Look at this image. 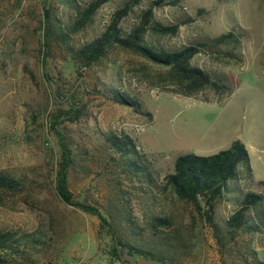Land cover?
<instances>
[{
  "label": "rangeland",
  "instance_id": "374dc122",
  "mask_svg": "<svg viewBox=\"0 0 264 264\" xmlns=\"http://www.w3.org/2000/svg\"><path fill=\"white\" fill-rule=\"evenodd\" d=\"M124 1L104 3L91 23L74 35L73 43L103 31ZM150 1L139 0L122 26L135 22ZM43 2L0 0V170L23 185L19 192H0V229L36 232L44 242L10 257L6 264H128L111 257L110 235L95 215L57 196L59 135L74 150L67 184L77 200L104 202L108 186L98 159L107 131H124L135 138L160 178L172 171L180 154L211 155L239 139L253 171L251 190L262 192L258 182H264V0H179L177 5L153 9L162 23L179 25L173 36L149 37L167 47L234 32L238 42L204 49L192 59L233 79V93L220 102L161 91L153 85L159 68L127 50L113 49L99 63L80 67L55 42L49 48L44 45ZM53 9L57 17L67 18L61 4L53 3ZM230 50L242 60L226 56ZM105 84L141 98L152 120L104 97L99 90ZM71 107L80 114L74 117ZM123 186L136 190L129 182ZM141 207V202H133L139 220ZM155 207L172 216L187 244L186 254L170 264H235L238 248L245 251L247 245L264 258V238L257 235L250 240L242 235L238 243L220 249L204 215L169 190L157 194ZM231 208L220 205L216 220ZM134 258L137 264H161L139 255Z\"/></svg>",
  "mask_w": 264,
  "mask_h": 264
},
{
  "label": "trees",
  "instance_id": "16d2710c",
  "mask_svg": "<svg viewBox=\"0 0 264 264\" xmlns=\"http://www.w3.org/2000/svg\"><path fill=\"white\" fill-rule=\"evenodd\" d=\"M43 1L44 45L49 48V43L55 42L82 68L99 63L107 57L108 52L119 48L159 68L153 85L161 91L203 102H220L235 89L234 81L227 73L205 69L192 61L204 49L238 42L233 31L177 48L150 40L151 35L160 37L177 33L179 25L162 23L154 17L153 9L177 5L179 0H151L137 20L124 28L122 20L139 1L125 0L113 12L103 31L78 44L73 43L74 35L87 27L97 10L110 0ZM53 3L67 9L65 20L56 16ZM224 53L238 62L242 60L241 55L232 50ZM99 92L114 103L129 107L152 120L151 112L137 95L110 84H105ZM70 111L74 117L80 114V110L74 107ZM59 144L61 159L56 175L57 196L63 203L98 218L100 226L110 235V255L114 259L119 260L123 249L161 264H170L186 254L187 244L174 226L172 216L156 211L157 194L167 190L204 215L220 249L238 243L242 235L248 236L249 240L254 235L264 238V182H258L262 192L251 190L253 171L246 147L239 139L234 140L227 149L211 155L180 154L174 160L172 171L160 178L152 159L135 138L124 131H107L102 134L104 150L98 161L108 189L104 202L92 203L75 199L69 190L67 178L69 169L74 165V150L63 135H59ZM126 182L136 190L125 189L123 183ZM22 186L20 179L0 170V192H19ZM134 201L142 204V220L134 215ZM224 204L231 206V211L217 221V211ZM42 243L43 238L36 232L0 229V264H6L10 257H19ZM245 247V251L238 248L235 264H264V258H259L250 246Z\"/></svg>",
  "mask_w": 264,
  "mask_h": 264
},
{
  "label": "water",
  "instance_id": "95a60500",
  "mask_svg": "<svg viewBox=\"0 0 264 264\" xmlns=\"http://www.w3.org/2000/svg\"><path fill=\"white\" fill-rule=\"evenodd\" d=\"M63 96L60 95V98ZM119 260L122 262H127L128 264H137L134 255L128 253L127 249H123V252L119 255Z\"/></svg>",
  "mask_w": 264,
  "mask_h": 264
}]
</instances>
